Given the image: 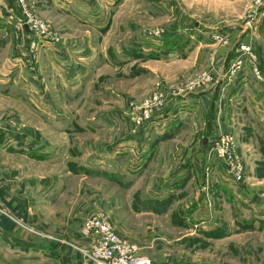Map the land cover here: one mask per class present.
Listing matches in <instances>:
<instances>
[{"label":"rangeland","instance_id":"rangeland-1","mask_svg":"<svg viewBox=\"0 0 264 264\" xmlns=\"http://www.w3.org/2000/svg\"><path fill=\"white\" fill-rule=\"evenodd\" d=\"M113 4L102 32L89 29L75 17L65 23L72 28L66 32L63 25L45 19L24 0L35 17L50 25L56 38L49 41L57 47L54 54L65 56L61 52L67 38L93 41L83 52L88 61L71 62L74 69L69 76L74 80L78 65L85 69L81 64H87L88 70L75 87L45 84V79H52L51 65L44 62L50 58L40 53L37 41H32L34 48L31 44L23 51L25 56L18 54L26 63L24 76L43 80V91L61 89L56 97L45 95L42 101L58 110L37 114L29 99H5L0 101L2 108L11 106L13 114L0 120L24 127L40 146L48 143L42 149L54 152L48 155L53 156L51 161L44 164L40 153L33 155L38 160L15 163L33 181L56 186L40 210L43 227L29 226L5 206H0L5 214L2 220L78 250L88 264L92 263L85 251L92 250L95 239L85 236L82 228L97 212L106 214L118 235L138 245L155 264H264V127L260 113L254 134L246 130L248 109L255 102L248 98L264 95V85L247 71L241 75L232 72L241 45L251 47L258 63L264 64L255 39L244 42L248 33L257 31L264 5L258 0H114ZM20 23L27 27L23 17ZM40 62L42 66L37 67ZM244 78L258 83L261 91L243 89ZM205 90H216L207 120L216 121L217 114L226 128L213 135L205 156L209 152L216 158L224 177L203 162L199 176L194 175L190 182L163 183L169 173L160 169L163 159L154 162L152 155L143 156L142 149L152 146L150 141L138 145L140 152L136 142L149 133L157 110L167 108L174 98H195ZM56 122L60 131L53 127ZM181 132L184 138L173 140L174 147H169L176 150L167 163L169 169L188 168L198 153L196 148L190 150L195 142L191 144L195 137L191 129L184 127ZM221 134L235 140V155L243 165L239 182L228 177L225 162L211 152L213 141ZM180 146L190 153L177 151ZM77 233L79 240L89 239L90 244L73 242Z\"/></svg>","mask_w":264,"mask_h":264},{"label":"crops","instance_id":"crops-1","mask_svg":"<svg viewBox=\"0 0 264 264\" xmlns=\"http://www.w3.org/2000/svg\"><path fill=\"white\" fill-rule=\"evenodd\" d=\"M29 3L45 19L57 26L63 25L61 26L63 27L62 30L66 32L72 30L69 24H65L68 23L67 21L71 17H75V20L80 23L87 24L86 27L89 29L102 32L105 29L106 20L114 9V0H29ZM21 20L22 13L16 0H0V101L6 99L9 102H17L22 98H26L35 105L31 107L37 114L56 113L58 108L42 101L47 96L56 97V93L61 89L52 91V93L43 91V87L40 86L43 84V80H37L36 77L31 75L24 76L23 70L26 63H23L21 59L24 58L19 57V55L23 56V51L30 49L32 41H37L38 45L42 47H40V53H45L50 58H47V61L44 62L51 65L50 74L52 79H45V84L52 85L54 83L55 88L60 84L75 87L77 85L76 80L84 79L88 70L87 64H81L85 69H81L78 65V71L76 72L78 76L74 80L73 77L69 76L72 75L74 69L71 62L75 59L88 61L83 56L88 54L83 52H85L84 49L87 48L88 44L91 45L93 40H91L92 38L89 39L88 36L86 39L80 38L74 41L67 38L68 41L62 44L64 47L61 45L63 49L61 54L65 55L61 57L54 54L56 46L53 48L51 42L35 39L27 27H22ZM251 39H255L254 46L264 58V17L257 31L251 34L248 33L244 42L250 44ZM38 66H42V62L37 63ZM242 81L243 89H249L252 92L254 90L261 91L255 81L246 78ZM45 95L47 96L45 97ZM199 95L195 98L188 97V99L179 101L175 98L172 99L170 105L164 111L155 115L152 127L148 130L149 133L142 134L139 141L136 142L135 148L138 145L142 146L144 140L146 142L150 141L152 146L142 149L143 156L145 154H147L146 157L152 155V161L154 162L163 159L160 169L163 172H169L162 179L163 183H171L175 186V183L182 185L185 182H190L194 175L199 176L198 171H202L204 163L205 165H213L212 167L217 169L216 175L221 178L224 177L221 165L219 164L220 166L216 167V158L210 156L209 152L206 153L208 158L205 156V152L209 151V144L213 135L226 131L224 124L219 120L221 118L217 114L215 116L216 121L212 118L207 120L212 105L211 97L216 95V90H205ZM253 95L251 99L248 98V101L253 100L255 102L248 109L247 118L249 117V122H247V125L249 127L246 126L247 132L250 130L251 134H254V123L257 125L259 121V119L257 120V113H260V121L263 123L261 125L264 127V95L260 93ZM223 96L220 93V97L224 98ZM2 107L0 104V118H7L10 114H13L11 106L9 108L6 106V109ZM216 110L218 109L216 108ZM227 123L225 122V124ZM13 125H9L5 119L0 120V206L8 208L10 212L28 222L29 226L33 225L41 228L43 226L39 222L40 210H44L46 207L45 199L51 194L56 185L50 186V184L45 183V180L41 182L33 181V177L27 175V170L25 168L20 169L16 166L15 161L19 159L27 162L35 161L38 159L33 155L40 156V153H42L41 157L44 158L43 162L45 164L48 160H52L53 156L48 155L54 152L42 149L48 144L47 142L42 143L43 145L40 146L41 142L37 143V140L32 138L24 127L21 129ZM53 127L59 129V131L62 128L57 122L53 124ZM184 127L190 128L191 135L194 134L195 136L191 141V144L195 142L190 150L196 148L198 153L189 161L191 164L188 168L182 165L169 169L167 163L172 158L173 152L176 151L175 148L173 150L169 147H174L173 140H178L179 137L184 138V135H181ZM127 145L128 143L125 144L124 149H127ZM248 147L253 148L252 145ZM138 149L140 152L141 148L138 147ZM182 149L184 152L190 153V150L188 151L187 148L182 146H180V149L177 148V151L180 152ZM124 152L125 150L120 155L123 156ZM254 152L251 153L253 156ZM200 165L201 168H199ZM33 197L41 201H33ZM79 228L77 229L78 232L80 231ZM72 237L71 240L75 243L90 244L89 239L82 238L79 240L78 233ZM0 264H88V262L78 250L67 246H59L49 236L47 238L36 236L24 230L19 224L15 223L13 225L4 220L0 223Z\"/></svg>","mask_w":264,"mask_h":264},{"label":"built area","instance_id":"built-area-1","mask_svg":"<svg viewBox=\"0 0 264 264\" xmlns=\"http://www.w3.org/2000/svg\"><path fill=\"white\" fill-rule=\"evenodd\" d=\"M16 1L22 11V17L28 30L32 31L39 40L55 41L56 38L52 35L48 22L35 17L24 6V0ZM258 1L264 5V0ZM35 46L36 44L33 43L32 48ZM240 49L242 53L232 65L233 74L241 75L242 72L247 71L264 85V64L258 63L251 47L241 45ZM165 109L163 106L157 110V113ZM151 114L150 119L153 118ZM213 142L211 152L215 154L219 161L225 162L228 177L239 182L243 177V165L235 155L237 151L235 140L231 136L221 134ZM3 213V209L0 208V223L3 222L2 215H5ZM82 230L85 236L94 237L95 239L92 250L85 251L86 257L92 264H155L149 257L141 253L138 245L121 238L113 228L107 215L102 212L89 216L84 222Z\"/></svg>","mask_w":264,"mask_h":264}]
</instances>
